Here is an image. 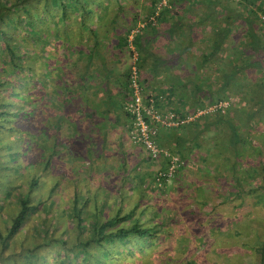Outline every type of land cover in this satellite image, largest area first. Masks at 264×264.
Here are the masks:
<instances>
[{
    "label": "trees",
    "instance_id": "16d2710c",
    "mask_svg": "<svg viewBox=\"0 0 264 264\" xmlns=\"http://www.w3.org/2000/svg\"><path fill=\"white\" fill-rule=\"evenodd\" d=\"M39 1L0 0V58L3 56L0 60V73H5L0 76V132L3 131L4 136L9 139L1 144L5 147L6 154L13 152L16 155L19 150L22 152L23 147L28 149L22 152V157L16 159L14 165L20 164L23 157L29 164L27 174L22 179L26 185L25 190L15 189L17 207L5 222L6 234L18 229L29 209L39 201H30V188L52 176L54 180L44 184L46 194H50L58 183L60 174H64L62 176L72 181L66 214L74 233L72 241L67 245L63 244L64 240L58 243L59 247L64 246L72 252L78 264L110 263L112 254L117 252L131 251L134 246L149 248V236L152 235L156 222L142 221L139 195L144 188H152L151 183L155 185L152 172L164 164L163 159L150 158L161 163L159 166L149 165V169L145 170L133 168V165L126 168L124 162L118 160L117 166L121 168V173H116L119 175V182L115 186H121L124 177L131 173L127 185L136 189L138 194L135 201L124 203L121 199L123 192L117 190L118 192L112 193L103 179L89 182L79 173L67 174L66 170L72 167L69 162L78 159L79 154H74L73 151L67 158V153L63 150L65 145L72 143L70 125L71 112L76 105L73 98L74 87L86 88L88 72H97L95 75L102 77V80L93 85L100 87L103 92L101 95L108 98L105 95L108 74L106 54L109 49L120 48H127L130 56L133 52L136 53V79L142 84V78H147H141L140 75L142 62L151 52L146 47L148 31L155 29L157 23L166 19H170L167 32L176 35L174 49L178 70L173 76L163 75L168 83L167 90L149 87L156 91L157 105L162 108L170 107L181 116L206 103L228 100L231 96H235L241 105L228 104L222 111H207L175 126H162L167 127V130L163 132L158 128L157 144L182 161L173 174L182 170L185 159H189L192 165L198 163L206 177L211 179V182L202 180L199 186L204 191L202 186L205 187L210 182L215 189L218 205L228 203L231 207L243 210L252 198V205L264 209L263 152L260 149L257 151L258 144L251 143V132L258 128V121L264 116V19H260L264 14V0H186L187 5L182 4L181 0H166L165 3H161V0H143L140 10H127L124 7L130 1L135 7L139 0H42L41 4ZM12 11L16 13L11 14ZM191 19L200 22V29L207 27V31L201 33L200 40L204 42L201 47L193 43L197 41L192 36L195 26L186 21ZM41 23L45 26L41 27ZM233 30L238 35V40L232 34ZM28 36L34 37L36 44L38 42L37 48L40 49L45 46L44 42L48 38L54 40L51 42H55V46H63L65 55L64 59H60V64L64 65L56 83L42 82L41 77L36 76L30 86L26 85L28 79L24 78L25 70L29 68L34 73L39 69L32 64L35 56H39L43 68L44 57L48 54H43L41 50H27L25 46L28 44ZM191 47L200 50L198 58L189 59L186 55ZM182 52H185L184 57ZM52 55L56 56L54 53ZM56 62L55 65L45 67L50 76L58 74L55 67L60 65L58 60ZM190 62L194 67H191ZM184 63L190 68H185L183 73L181 68ZM200 64L211 65V72L200 68ZM127 72L128 67L124 73L126 88L123 104L121 103L125 113L124 103L130 94ZM35 82L38 84L35 85ZM211 83L214 84L213 87ZM64 128L69 130L63 133ZM74 137L78 138L77 134ZM84 153L82 163L84 158L90 160L88 146H85ZM60 154L62 158L56 162ZM95 155L100 156L101 153ZM144 155L149 158L146 153ZM87 159L86 165L89 162ZM3 166L9 167L6 164ZM56 166L58 170L55 169ZM87 174L89 175V171H85V175ZM16 177L17 175L12 177L6 184L17 183L19 180ZM212 179H216L214 183ZM251 180L253 183H247ZM161 181L159 186L164 183V180ZM97 182L99 186L104 185L99 187L101 196L98 200ZM113 194L117 195V203L107 212L103 207H111L106 199ZM89 195L92 198L90 210L86 204ZM109 200L112 202L114 199L110 197ZM47 208L48 206L43 210L47 211ZM65 225L41 219L38 229L49 228L48 231L51 232L54 228L66 229ZM259 225L261 233L257 236H261V239L252 249V264H264V223ZM55 241L52 235L46 243ZM34 244L39 246L38 241ZM122 244L125 245L123 250ZM88 245L92 249L87 248ZM34 251L37 252L35 249ZM37 254L44 257L43 252L40 254L38 251ZM56 264L66 263L56 259Z\"/></svg>",
    "mask_w": 264,
    "mask_h": 264
},
{
    "label": "rangeland",
    "instance_id": "374dc122",
    "mask_svg": "<svg viewBox=\"0 0 264 264\" xmlns=\"http://www.w3.org/2000/svg\"><path fill=\"white\" fill-rule=\"evenodd\" d=\"M181 1L182 4H187L186 0ZM39 3L41 4L42 0H40ZM142 3L143 0H139L138 5L134 7L131 5L130 1L126 3L128 6L124 4V7H126L125 9L127 10H140L139 7ZM16 10L17 12L19 11L18 9ZM13 13H16V11L11 12V14ZM189 14H191V12ZM44 26L45 24L41 23V27ZM198 34L200 35V31ZM232 34L235 35L234 30ZM237 36L238 35H235L238 40ZM51 41L54 40L48 38L44 42L45 46L40 49L39 47L37 48L38 42L36 44L34 37H26V42H28V44L25 48H27V50H41L43 54L48 53L47 55L45 54V66L43 68H41L43 65L40 64L39 56H35L32 64L34 66L37 65L39 69H36L34 73H31V69L29 68L25 70L26 73L24 78L29 80V82L28 80L26 81V85L30 86V83L36 79V76H40V79H42L41 81H47V83H51L50 81L56 83V79L60 76L59 72L62 71L64 65L62 64L61 66L60 64V59H64V48L60 45L55 46V42L52 43ZM193 43L201 44V46L204 45L203 41ZM123 51L128 53L127 48ZM52 53L56 54V56L52 55ZM108 54H110V49L107 50V55ZM56 57L59 58L56 59ZM188 58L194 59L198 57L190 55ZM1 59H3V56L0 60ZM56 60H58V65H60V67H55L58 74L50 76L46 73V70L49 65L57 64ZM129 64L130 62L128 66ZM201 67L206 68L209 73L212 70L210 68L211 65L200 64V68ZM7 73L9 74V72ZM44 73L46 74L44 75ZM3 75H5V73L1 72L0 76ZM66 78L67 75L65 76V79ZM37 84L38 83L35 82V85ZM211 85L212 87L214 86L212 83ZM107 95L109 96V93ZM113 98L114 96L112 95L110 100ZM171 102L177 104L174 100ZM227 102V105H241L235 96H231ZM209 104L210 103H206L204 106H208ZM30 119L33 120V117H30ZM251 137V143L255 145L258 144L257 151L260 149L263 152L261 158L264 162V116L258 121V128L253 129V132H251ZM71 139L72 143L65 145L63 151H66L65 154L67 153V158L73 154V151L75 152L74 154L77 152L79 155L78 159L71 161V163L69 162V166L72 165V167L66 170L67 174L76 175L79 173L81 177L84 175L89 182L103 179L106 183L105 186H107L112 193L118 191L123 192L121 199L124 203L125 201L130 203L137 199L138 194L136 189L127 185L129 178H131V173L127 174L122 180V185L120 184L122 187L115 186V184L119 182V175L116 173H121V168L117 166V162L120 158L119 154L103 153L102 149L93 148L95 146L90 145L88 147L91 153L89 156L90 160L84 158V162L82 163L81 158L86 154L84 153L85 146L95 142L97 139L95 137L91 138L86 136H80L78 138L71 136ZM5 140L9 141L2 131L0 132V264H56V259H60L66 264H78L72 252L66 250L64 246L59 247L58 243V241L61 242L64 240L63 244L67 245L72 241L71 236L74 233L73 225L66 214L70 204L72 181L62 176L64 174H60L61 176L58 179V183H56L50 194H46V187L44 184L46 185L49 181L54 180L52 176L46 178L45 182L38 183L36 187L30 188L28 191L30 201L35 202L37 199H39V201L36 203L35 207L29 209L25 220L21 222L18 229L11 233H5V222L9 220V216L17 207L15 189L25 190L26 185L25 182H22V179H24L25 174H27V168L29 166V164L25 162L26 160L24 157L21 158L20 164L14 165L16 162L15 160L22 157V152L28 149L22 146V152L19 150L16 155H13V152L6 154V149L1 144V142ZM109 144L110 143L107 142V150L110 149ZM98 150L100 152H98ZM254 151L256 152V149H254ZM93 152H95V154L101 153V155L96 156ZM251 152L252 151H250V153ZM142 155H144V150L139 144L136 149H130V153L122 155L123 164H125L126 168L132 165L133 168H135V165H138V169H149V165L152 167V163L141 158ZM252 155L251 153V156ZM253 157L255 160L256 155ZM59 158H62L61 154L58 155L56 162ZM86 159L89 160V167L88 164L86 165L85 163ZM184 162L182 170H178L177 173L165 179L161 186L158 184L154 185L150 182L152 188H144L141 195H139L138 205L142 207V221L149 223L156 222L152 230V235L149 236L151 242L149 248L140 249V247L134 246L131 248V251L125 250V252L122 253L117 252L112 254L109 260L110 263L102 262L101 264H252L254 261L252 249L261 239V236L257 235L261 233V230H258L259 224L264 223V209L262 210L257 205H252V198L249 199V204L246 205V209H243L244 211L240 210L241 208L231 207L228 203L218 205L216 203L217 197L215 189L212 188L213 186L210 183L211 179L206 177L205 171L199 168L198 163L192 165L189 159H185ZM4 164L9 167L5 168L3 166ZM120 164H122V162H120ZM55 169L58 170L57 166ZM70 170L72 172H70ZM85 171H89L90 177H88V174L85 175ZM12 173L14 174L12 175ZM16 175V179L19 180L17 183L6 184ZM202 180L210 181L205 187L202 186L204 191L200 188L201 186H199ZM215 180L216 179H212V182L214 183ZM77 183L78 180H76V184ZM247 183H253V180ZM102 186L104 185L100 184L99 186V183L96 186L97 200L99 196H101L99 187ZM37 189H39V191ZM80 190L81 187L78 188V191ZM116 196L115 194L110 196L114 199L112 202L109 200L110 197L106 199L111 207H103V209L110 212L117 203ZM49 200L51 201L49 202ZM91 203L92 198L91 195H89L86 201L88 210H90L89 207ZM46 206H48L47 211L43 210ZM41 219L45 222L48 220L50 223L56 221L61 225L65 223L66 229L54 228L51 229V232L48 231L50 230L49 228L46 230L38 229ZM216 224H218L217 227ZM65 230L67 232H65ZM47 234L50 235V237ZM52 235L55 237L56 241L46 243L49 241V238H52ZM35 241H38L39 246H41L40 248L39 246H35ZM124 246L122 244V250ZM87 248L92 249V246L88 245ZM34 249L37 252L39 251L40 254L43 252L44 257L41 255L38 256ZM36 255L37 257L35 258Z\"/></svg>",
    "mask_w": 264,
    "mask_h": 264
},
{
    "label": "crops",
    "instance_id": "0c3cea01",
    "mask_svg": "<svg viewBox=\"0 0 264 264\" xmlns=\"http://www.w3.org/2000/svg\"><path fill=\"white\" fill-rule=\"evenodd\" d=\"M187 5V4H186ZM195 8V6H194ZM181 12V11H180ZM188 19V18H186ZM195 20V19H194ZM191 20H186L192 22L195 28L192 30V36L195 38L196 43L202 42L200 40L201 33H205L207 31V27L201 28L200 22ZM185 21V20H184ZM183 22V20H181ZM140 24L142 22H139ZM172 23V22H171ZM185 22H183L184 24ZM155 29L148 31V42L146 43V47L151 51L147 54L146 59L142 62V67L140 70L141 78L143 76L147 78H142V87L144 91H150L155 94L156 89H164L167 90L168 83L165 80L163 75H171L177 73V66L175 63L176 55L174 49V42L176 39L175 34H170L167 32L168 29L166 27L170 24V19H166V21H161L157 23ZM173 24H177L173 22ZM198 24V25H196ZM173 31H175L173 29ZM200 31V35L198 34ZM187 37H184L186 39ZM142 40V39H141ZM201 47V45H197ZM126 48L120 49H110V54H106L107 56V79H106V91L105 95L109 93L108 98L101 95L103 94L100 87H94L93 83H98L102 80L98 75H95L97 72H88L89 77L87 79V87L84 89L75 88L73 90V98L76 102L75 110L71 112V120L72 124L70 125V136L78 137H91L96 138L95 142L87 144L95 146L93 148L102 149L103 153H113L114 155H120L119 161L123 159V154L130 153V149H136L139 144L131 141L128 138V121L129 117L127 113L124 112L122 107V101L124 99V91H125V79L124 73L128 67V63L131 61V56L124 52L123 50ZM119 51V52H118ZM127 53V54H126ZM200 50H194V47H191L187 51V56L192 55L193 57H198ZM74 56V53H72ZM182 57L185 56V52H182ZM192 59V58H191ZM195 59V58H194ZM191 64V62H190ZM191 67H194L191 64ZM185 68H190L187 64H182V72ZM178 71V72H181ZM186 71V70H185ZM184 71V72H185ZM183 72V73H184ZM95 75V76H93ZM105 80V79H103ZM74 84L75 79H73ZM151 81V82H150ZM77 82V81H76ZM150 82V83H149ZM78 85V83H77ZM154 88H149V87ZM107 93V94H106ZM114 96L113 99L110 100L111 96ZM157 97V95H155ZM158 100V99H157ZM173 101V100H172ZM122 103V104H121ZM76 121V122H74ZM161 131L166 132L167 127L160 126ZM69 129L64 128L63 132H67ZM107 142H109V148L106 149ZM126 144V145H124ZM98 152H100L98 150ZM95 154V152H93ZM141 158L145 159V161H149L150 158H145V155H142ZM156 160V159H155ZM150 160L152 163V167L154 164L159 166L160 161ZM158 160V159H157ZM138 168V165H135Z\"/></svg>",
    "mask_w": 264,
    "mask_h": 264
},
{
    "label": "built area",
    "instance_id": "2783aa9c",
    "mask_svg": "<svg viewBox=\"0 0 264 264\" xmlns=\"http://www.w3.org/2000/svg\"><path fill=\"white\" fill-rule=\"evenodd\" d=\"M165 1L161 0L160 2L165 3ZM260 18L264 19V16ZM135 58L136 53L133 52L127 72L130 94L124 103V108L129 117L128 138L140 144L149 158L163 159L164 164L152 172V181L155 184H160L161 180H165L173 174L182 161L177 155L157 144L156 135L158 128L160 126L177 125L207 111L217 109L222 111L228 102L227 99L218 100L208 106L196 108L194 111L182 116L170 107L162 108L157 105L158 100L155 94L150 91H144L142 84L136 79Z\"/></svg>",
    "mask_w": 264,
    "mask_h": 264
}]
</instances>
